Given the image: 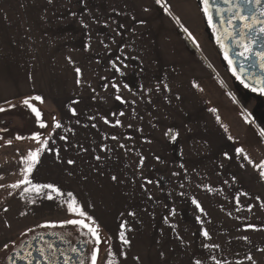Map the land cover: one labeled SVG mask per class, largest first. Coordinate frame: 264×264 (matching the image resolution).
Instances as JSON below:
<instances>
[{
	"label": "crops",
	"instance_id": "1",
	"mask_svg": "<svg viewBox=\"0 0 264 264\" xmlns=\"http://www.w3.org/2000/svg\"><path fill=\"white\" fill-rule=\"evenodd\" d=\"M203 29L196 0H0V236L39 211L66 218L71 192L107 238L97 264L104 255L108 264H264V101L251 113L230 92ZM70 62L78 83L85 63L92 70L93 84L78 85L91 95V120L52 105L64 91L54 79L68 77ZM25 99L39 122L20 113L31 111ZM150 111L169 151L132 165L111 137L132 143L138 126L148 142ZM33 135L47 145L29 179L62 195L10 187L42 146ZM118 156L130 164L114 165Z\"/></svg>",
	"mask_w": 264,
	"mask_h": 264
},
{
	"label": "rangeland",
	"instance_id": "2",
	"mask_svg": "<svg viewBox=\"0 0 264 264\" xmlns=\"http://www.w3.org/2000/svg\"><path fill=\"white\" fill-rule=\"evenodd\" d=\"M202 37L205 38V35H203ZM205 41H207L206 38H205ZM207 43L210 45L209 42ZM209 49H211L210 51L212 54L211 63L213 67L220 73V76L226 82L225 85L228 87L230 92L233 93L238 99H240V101L252 113L255 103L256 104L262 103V100L264 101V93L257 94L258 98L261 100H258L257 97H255L254 95L250 96L249 94L248 95L245 94L246 98H243V93L233 88V83L229 75H227L226 71L223 69V67L219 63V59H218L217 54L214 51V48L210 45ZM86 64L87 63H85V77L83 79V83L82 82L78 83V79H77L78 72L76 68V62L69 63L68 77L64 76V71H63V77L54 79L55 87L61 88L64 91L62 93L52 94V103H53L52 105L58 110L59 109L62 110L65 116L67 115L69 119H76L77 117H82V118H88L91 120L93 117H95L94 110L92 108L93 103H92L91 95L85 94L83 96L78 93V85H82V84L92 85L93 84L92 70L90 69L88 71ZM87 96H89V98H87ZM151 111L149 115L150 126H149L148 142L141 140V138L144 136L140 134V129L138 126H137V132H136L138 134L134 133L132 143H129L127 140H125L124 136H120V135L113 136V139L111 137V140L113 141L115 149H116V153H133V158L131 162L132 165L142 164L141 162L142 153H148L149 164L155 165L157 164L158 157L163 158L164 154L168 153L169 151L168 144L165 141L160 140L162 126L156 123L158 122L157 113L156 111H153V112ZM73 112H75V114H73ZM20 113L22 115H25V117L27 116V118L34 114L32 111H21ZM251 116L252 118H254L253 114ZM258 116L260 117V119L262 118L261 120L264 119V115L258 114ZM33 117H35V115ZM33 119L34 118H32V120ZM99 121L102 123L103 120L100 119ZM100 128L106 129L109 127L108 126L104 127V125H102ZM109 141H110V137L108 133H105L104 140L101 142L102 153H108ZM115 164L125 165V164H130V163L128 159L126 160L124 159V157L121 158L120 156H118L116 158L114 165ZM101 165H109L108 159L106 160L102 159ZM41 197H43V195ZM39 212L41 214H44L43 217L35 216V220L31 219V221L29 220V221L22 222L21 223L22 229L20 231H18V229L14 230V232L5 231L4 232L5 235L0 236V264H11L12 259L14 258V256H18L17 254H18L19 249L22 248L24 242H26L29 237L34 236L39 233H45V232H52L54 234L56 233V234L64 235L70 242H75L77 239H82L87 247L86 264H91V254H92L93 248L99 249L97 262L103 253H107V247H108L107 238L102 233V231H100L93 224V222L90 219H88L85 222L91 223L92 226L98 229L99 236H100V240L98 244L95 242V240L93 239L91 234L87 231V229L80 228L79 226H75V225H71L67 223L69 219H74V220L83 219L82 217L68 213L66 218L62 216L60 219V217L54 218L53 217L54 214H52L53 216L48 215L47 211L43 210ZM0 222L2 223L3 221L0 220ZM9 233H12V234L8 235ZM5 245H7L8 247L5 248L4 247ZM107 255L109 254L107 253ZM100 262H101L100 264H108L106 255H104V257L102 258Z\"/></svg>",
	"mask_w": 264,
	"mask_h": 264
},
{
	"label": "flooded vegetation",
	"instance_id": "3",
	"mask_svg": "<svg viewBox=\"0 0 264 264\" xmlns=\"http://www.w3.org/2000/svg\"><path fill=\"white\" fill-rule=\"evenodd\" d=\"M196 2L202 14L204 22L203 33L205 38L214 48L219 63L233 83V88L247 95L262 93L259 90L253 91V88H261V82L264 81V70L260 67L261 61L259 58L254 54L250 55L248 59L238 57L236 52L240 51V49L233 45V40L231 38H225V29L228 27L226 22L233 15L235 8L224 3V0H214V2H211L209 4V9L210 15L212 16V26L209 27L208 19L204 15V6L201 4V0H196ZM232 3L242 10L241 14L243 15L256 13V15L259 16V10L264 9V0H261L260 5L246 4L245 0H232ZM217 9L219 10V15H217ZM260 18L264 19V17ZM258 27L259 25H257V28ZM229 30L232 33V37L239 39L238 33L241 30V25L238 21L235 22L234 28ZM218 36L221 37V43L224 44L223 50L217 43ZM246 37L247 39H253L255 41L252 45L253 53L264 51V35H260L258 32H252L247 33ZM225 53H227L229 59L233 61L231 68L228 61L224 59ZM248 68L254 69L253 72L246 75V69ZM233 71L236 72V75L239 76L244 83L248 84L247 88L244 86V83L236 79V76L233 75ZM242 73L245 74V78H242ZM86 250V244L82 239L70 242L64 235L49 232L39 233L29 237L27 241L24 242L22 248L18 251V256H14L11 264H86Z\"/></svg>",
	"mask_w": 264,
	"mask_h": 264
},
{
	"label": "snow or ice",
	"instance_id": "4",
	"mask_svg": "<svg viewBox=\"0 0 264 264\" xmlns=\"http://www.w3.org/2000/svg\"><path fill=\"white\" fill-rule=\"evenodd\" d=\"M160 2H161V0H157L158 4ZM211 2H214V0H201V4L204 6L203 7L204 15L208 19L209 27L212 26V16L210 15V9H209V4ZM224 3L228 4L230 7L235 8L233 15L226 22L228 27L225 29V38L226 39L231 38L233 40V45L240 49V51L236 52V55L238 57H242L243 59H248L250 55H253V54L256 55L259 58V60L261 61V63H260L261 69L264 70V51H259V52L253 53L252 45L255 41L253 39H247V37H246L247 33H252V32H258L260 35H264V19L260 18V17H264V9L259 10V16H257L256 13H250L247 15H243V14H241L242 10L239 9L238 7H236L235 5H233L232 0H224ZM245 3L246 4H252V5H260L261 0H245ZM216 12H217V15H219L218 9L216 10ZM236 21H238L241 25V30L238 33L239 39L232 37V33L229 30V29L234 28ZM222 23H224V22H222ZM257 25H259L258 28H257ZM217 43L220 45L221 49L223 50L224 44L221 43V37H219V36L217 37ZM224 59L226 61H228L229 66L231 68L233 61L229 59L227 53H225ZM233 75L236 76V79L240 80L241 83H244V81L241 80V78L236 75L235 71H233ZM261 83L264 84V81H262ZM244 86L247 88L248 84L244 83ZM257 90L264 93V87H261L259 89L253 88V91H257ZM30 99L41 100L40 97H32ZM117 99H120V97H117ZM23 104L27 105L31 109V111L35 114L37 121L39 122L40 121V112L35 107L32 106V104L30 103V100L25 99L23 101ZM3 111H5V109L0 108V112H3ZM213 111H215V110L213 109ZM73 114H75V112H73ZM105 123H107V121H105ZM39 126L41 128H43L46 125L44 123L40 122ZM55 127L59 128L60 125L57 123L55 125ZM16 139H21V137L17 136ZM31 139L37 141V143H41L42 146L40 149H37L36 151L29 152L28 155L26 157H24V159L22 160V163L24 164L23 179L19 183L10 185V187L15 189V188H19L21 186V184H26V185H31V187L25 188L24 189L25 192H35L36 194H39L42 188H46L50 192L56 193L57 196L62 195V193H60L59 190L52 185L33 184L32 181L29 179V175L31 174V172L35 168L36 164L39 163L40 153L44 150V147H46V145H47V140L41 142L38 135H33L31 137ZM62 139H63V137H62ZM9 143H10V141H9ZM236 151H237L238 155L241 153V149H237ZM244 158L248 159L247 156H245ZM249 162H251V161H249ZM69 163L71 164L73 162L69 161ZM258 167L260 168V176L264 177V162H262ZM113 179H115V177H113ZM67 196L69 197V200L67 201V209H68L69 213L83 218V219H75V220L69 219L67 221V223L71 224V225L79 226L80 228L87 229V231L91 234V236L93 237L95 242L98 244L99 240H100L98 229L96 227L92 226L91 223L85 222L89 218L85 215V213L77 205V202H76L75 198L73 197V194L71 192H69V193H67ZM52 198L53 197L51 195L47 196V199H49V200H51ZM193 203L196 204L197 208H200V205L198 203H196V201H193ZM5 211H7V209H5ZM121 227H123V225ZM203 235L206 238L208 237L207 232H204ZM120 236H121L122 242L124 244H128V241L126 239H124V233L123 232L120 233ZM4 247L7 248L8 246L5 245ZM98 251H99L98 248H93L92 254H91V264H97ZM249 259H251V257H249ZM113 264H114V262H113ZM197 264H199V262H197Z\"/></svg>",
	"mask_w": 264,
	"mask_h": 264
},
{
	"label": "water",
	"instance_id": "5",
	"mask_svg": "<svg viewBox=\"0 0 264 264\" xmlns=\"http://www.w3.org/2000/svg\"><path fill=\"white\" fill-rule=\"evenodd\" d=\"M252 64H253V62H252ZM243 68H245V67H243ZM253 69L254 68H248V69H246V71H247L246 72V75H248L250 72H253ZM241 76H242V78H245V74L244 73H242ZM263 79H264V74H263ZM261 86L264 87V84H261Z\"/></svg>",
	"mask_w": 264,
	"mask_h": 264
},
{
	"label": "trees",
	"instance_id": "6",
	"mask_svg": "<svg viewBox=\"0 0 264 264\" xmlns=\"http://www.w3.org/2000/svg\"><path fill=\"white\" fill-rule=\"evenodd\" d=\"M258 100H259V98H258Z\"/></svg>",
	"mask_w": 264,
	"mask_h": 264
}]
</instances>
